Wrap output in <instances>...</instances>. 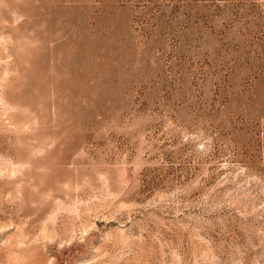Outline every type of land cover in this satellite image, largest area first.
I'll return each instance as SVG.
<instances>
[{
	"label": "rangeland",
	"instance_id": "374dc122",
	"mask_svg": "<svg viewBox=\"0 0 264 264\" xmlns=\"http://www.w3.org/2000/svg\"><path fill=\"white\" fill-rule=\"evenodd\" d=\"M0 264H264V0H0Z\"/></svg>",
	"mask_w": 264,
	"mask_h": 264
}]
</instances>
